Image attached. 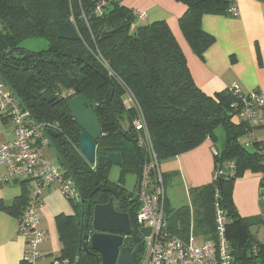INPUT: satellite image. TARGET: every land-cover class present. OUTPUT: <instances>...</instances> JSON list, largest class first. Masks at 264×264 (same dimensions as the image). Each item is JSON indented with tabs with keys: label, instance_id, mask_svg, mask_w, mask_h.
I'll use <instances>...</instances> for the list:
<instances>
[{
	"label": "trees",
	"instance_id": "obj_1",
	"mask_svg": "<svg viewBox=\"0 0 264 264\" xmlns=\"http://www.w3.org/2000/svg\"><path fill=\"white\" fill-rule=\"evenodd\" d=\"M177 1L186 5L179 19L180 28L195 53L203 57L215 37L203 29L202 17L232 15L230 2ZM139 20L122 0H0V73L16 92L23 108L36 120L58 124V130L51 131L57 133L52 140L59 160L66 163V172L78 183L85 198V210L91 199V216L94 205L107 203L114 192L124 198L135 196V187L127 189L123 179L130 173L138 177L141 155L145 158L134 127L140 111L161 161L210 139L216 151L214 170L234 160L236 174L191 188L189 207L166 208L169 229L186 235L193 219L197 234L213 237L217 199L230 220L227 235L236 263L264 264V244L250 232V226H260L261 220L242 217L232 198L234 181L246 171L262 173L264 182V144L256 141L252 148L242 141L264 123L251 125L239 117L240 99L234 89L209 95L196 84L186 55L166 20L147 24ZM67 21L79 32L78 40L59 38V25ZM27 38H45L49 46L39 51L29 50L21 46ZM51 86L60 95L64 92L68 95L58 102L57 98L43 99V91ZM78 91L86 94L101 123L102 134L96 140L97 155L121 154V177L117 183L109 178L112 163L92 169L80 152L81 126L67 106V100ZM128 92L138 107L125 104ZM219 127L225 136L221 149L217 147ZM26 183L22 182V195L14 205L3 207L17 218L29 197ZM71 202L75 214L57 217L62 242L60 257L69 258L70 264H96L93 255L84 250L79 252L82 201H77L80 205ZM114 205L130 215L133 232L126 237V244L137 252L138 264L144 250L143 235L136 221L139 201L124 203L114 199Z\"/></svg>",
	"mask_w": 264,
	"mask_h": 264
},
{
	"label": "crops",
	"instance_id": "obj_2",
	"mask_svg": "<svg viewBox=\"0 0 264 264\" xmlns=\"http://www.w3.org/2000/svg\"><path fill=\"white\" fill-rule=\"evenodd\" d=\"M237 2L239 11L237 15L205 14L202 17L203 29L215 37V42L204 56L200 57L192 49L180 28L179 19L186 10L183 2L122 0V4L126 7L133 10L140 9L145 13V18L140 19L139 23L147 24L156 20L168 22L186 55L196 84L209 95L226 89H239L243 92L264 89V0H237ZM13 138L14 127L11 119L0 110V142L11 141ZM242 141L252 148L256 141L264 144V125L254 129L253 133L245 135ZM214 149L212 141L206 139L198 147L175 156L173 159L176 160V167L170 164L168 169L170 173L164 175L184 185L188 183L190 189L209 183L213 180ZM42 152L53 162L59 160L52 144L43 147ZM60 164L65 168L61 162ZM2 172L3 168L0 167V173ZM262 177V173L246 171L234 181L232 198L242 217H252L260 221L264 215ZM25 181L30 190L33 183L27 177L13 178L0 186V264H23L26 239L19 233L18 218L3 207L14 205L22 195V182ZM168 203L167 198V205ZM74 214L73 204L62 194L57 185L44 191L41 207V227L46 232V238L41 244L44 254L49 257L61 256L62 242L57 217ZM250 232L264 244V230L261 225L250 226Z\"/></svg>",
	"mask_w": 264,
	"mask_h": 264
},
{
	"label": "built area",
	"instance_id": "obj_3",
	"mask_svg": "<svg viewBox=\"0 0 264 264\" xmlns=\"http://www.w3.org/2000/svg\"><path fill=\"white\" fill-rule=\"evenodd\" d=\"M229 2V11L232 15H237L239 13L237 0ZM134 13L138 19L145 18V13L140 9H135ZM234 90L240 99L239 117L251 125L263 124L264 89L249 92ZM125 104L127 106L135 104L138 107L129 92ZM0 110L11 119L14 127V138L11 141L0 142V167L3 168V172L0 173V186L10 179L21 177H27L33 183L27 203L18 217L19 233L25 237L27 244L23 264H70L69 258L49 257L41 250V244L46 238V232L41 227L44 191L57 185L68 200L82 201L81 189L74 177L66 172V168L55 167L53 161L42 152L43 147L51 144L50 131L58 130V124L36 120L28 109L23 108L18 96L1 73ZM134 127L138 133L137 141L145 153L136 221L140 230L143 227L150 229L148 235L141 232L144 250L140 264H237L227 235L230 220L217 199L214 204L213 237L205 238L197 234L193 219L186 235L170 231L164 172L143 112L140 111L134 121ZM253 132L254 130L248 134ZM90 165L92 169L98 166L97 162ZM235 174L236 163L229 160L214 170L213 179L231 177ZM217 196L218 190L216 198ZM261 227L264 230V215L261 217ZM254 251H257L256 246Z\"/></svg>",
	"mask_w": 264,
	"mask_h": 264
},
{
	"label": "water",
	"instance_id": "obj_4",
	"mask_svg": "<svg viewBox=\"0 0 264 264\" xmlns=\"http://www.w3.org/2000/svg\"><path fill=\"white\" fill-rule=\"evenodd\" d=\"M58 36L59 38L66 40H78L80 38L79 33L70 21L62 22L59 25ZM42 98L48 101L57 98L56 101L58 102L62 100L64 96L60 95V92L54 86H51L50 89L43 91ZM67 106L81 126L80 151L84 158L90 163L97 162L98 166H104L106 163L120 165L122 163V157L119 152H110L107 155H97L96 140L102 134V127L98 114L86 94L78 91V94L67 100ZM50 132L52 136H57V133L54 131ZM51 144L57 151L53 140H51ZM58 156L60 157L59 154ZM143 160L144 156L141 155L142 164ZM61 161L63 166L67 169L66 163L62 159ZM141 172L142 165L137 177L138 180L135 186V196L130 199V202L139 201ZM114 195L124 203L127 202L116 192H114ZM90 206L91 199L87 202V209L85 210V198L82 195L79 252L82 250L88 252L90 251L89 248H93L100 254V257L97 259V264H136V251H134L132 247L124 246L125 238L131 236L133 232L129 213L117 210L113 198L107 203L95 204L91 221L93 232L90 233ZM149 231V227H143L141 229V232L144 235H148ZM237 264L243 263L238 262Z\"/></svg>",
	"mask_w": 264,
	"mask_h": 264
},
{
	"label": "rangeland",
	"instance_id": "obj_5",
	"mask_svg": "<svg viewBox=\"0 0 264 264\" xmlns=\"http://www.w3.org/2000/svg\"><path fill=\"white\" fill-rule=\"evenodd\" d=\"M21 46L29 50H32V51H39V50L47 48L49 46V42L45 38H27L21 42ZM67 95H68L67 92L63 93V96H67ZM234 119L237 120L238 119L237 116H235ZM216 133L218 135L217 147L221 149L224 143L223 128L219 127ZM173 158L174 157H169L161 161V166H162V170L164 173H170V170H168L170 164L176 167V160ZM53 164L55 167L63 169L58 159H56L53 162ZM120 177H121L120 165L112 163L110 170H109L110 180L112 182L117 183L118 181H120ZM137 180H138L137 175L130 173L124 177L123 182L127 189H133L137 183ZM186 182L187 181L185 180V183ZM165 185L167 189V198L169 201L167 208H171L170 210L172 209L177 210L184 206H188V207L191 206V198H190V192H189L190 188H188V183L184 185V183L177 181V180H172L170 176H167L165 178ZM69 201L71 202V200ZM75 203L80 205V203L78 202H75ZM167 214H169L168 211H167ZM259 234H260V237H262V233L260 232ZM142 257H143V253L141 254V257L139 259L140 262L138 264L141 263Z\"/></svg>",
	"mask_w": 264,
	"mask_h": 264
},
{
	"label": "flooded vegetation",
	"instance_id": "obj_6",
	"mask_svg": "<svg viewBox=\"0 0 264 264\" xmlns=\"http://www.w3.org/2000/svg\"><path fill=\"white\" fill-rule=\"evenodd\" d=\"M113 199H115V202H117V201H119V199L114 195L113 196ZM123 199L124 200H126L127 202L126 203H128L129 202V200L130 199H132V198H124L123 197ZM121 201V200H120ZM123 202V201H122ZM89 220H90V223H91V221H92V216L89 214ZM91 232H93V229L90 227V233ZM124 246H128L127 244H126V238H125V240H124ZM128 247H130V246H128ZM132 249L134 250V248L132 247ZM89 250L90 251H88V252H86V253H88V254H90V255H93L95 258H96V264H97V259L100 257V254L98 253V252H96L93 248H89ZM135 251V250H134ZM137 253V252H136ZM137 262V261H136Z\"/></svg>",
	"mask_w": 264,
	"mask_h": 264
}]
</instances>
